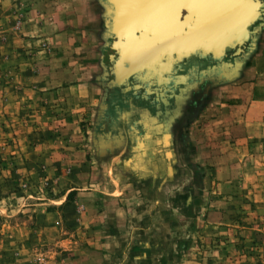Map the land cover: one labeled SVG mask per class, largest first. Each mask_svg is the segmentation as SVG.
Wrapping results in <instances>:
<instances>
[{
	"label": "rangeland",
	"instance_id": "374dc122",
	"mask_svg": "<svg viewBox=\"0 0 264 264\" xmlns=\"http://www.w3.org/2000/svg\"><path fill=\"white\" fill-rule=\"evenodd\" d=\"M91 1L102 15L92 34L94 50L83 44L77 53L69 48L73 34L60 36L59 0H0V264H264V128H248L255 140H244L243 149H231L233 142L214 147L218 135L209 120L216 116L205 107L226 83L192 78L184 115L166 148L152 158L132 155L118 121L120 92L104 87L107 9L103 0ZM255 52L242 72L264 71ZM73 69L94 89L86 99L90 118L73 119L80 123L77 132L73 110L85 102L73 104V93L63 90L73 84L66 77ZM154 70L140 76L145 98L165 97L173 82L181 83L179 76L166 77L175 74L171 62ZM204 89L199 102L195 95ZM105 101L109 108L101 120ZM197 121L206 123L204 148L211 144L204 154ZM101 125L116 128L121 149L97 140ZM79 192L95 194L83 199L88 209L67 210ZM78 214L82 221L75 224ZM109 226L119 237L112 249Z\"/></svg>",
	"mask_w": 264,
	"mask_h": 264
},
{
	"label": "water",
	"instance_id": "95a60500",
	"mask_svg": "<svg viewBox=\"0 0 264 264\" xmlns=\"http://www.w3.org/2000/svg\"><path fill=\"white\" fill-rule=\"evenodd\" d=\"M103 3L109 18L110 41L107 50L110 67L103 77L108 82L105 89L139 94L135 88L141 85L140 90L146 93L147 84L140 76L171 62L175 76L184 85L179 99L175 98L176 102L181 98V103L171 110V102L163 104V93L159 99L152 94L167 108L166 115L173 113L171 123L185 110L192 78L198 77L200 82L216 79V83L239 79L245 60L256 48L257 34L264 28V0H103ZM134 61L136 65H132ZM184 67L188 68L187 73ZM121 75L133 86L126 85ZM193 85L198 87L196 83ZM108 107L105 101L101 120ZM105 136L109 133L101 125L97 140ZM144 146L140 143L138 151Z\"/></svg>",
	"mask_w": 264,
	"mask_h": 264
},
{
	"label": "crops",
	"instance_id": "0c3cea01",
	"mask_svg": "<svg viewBox=\"0 0 264 264\" xmlns=\"http://www.w3.org/2000/svg\"><path fill=\"white\" fill-rule=\"evenodd\" d=\"M59 1L61 2V5H62L59 7V13H58L60 16V23H59L60 30H61L60 36L63 35L62 34L63 31L72 33L73 34V44H71L72 41L70 39L69 48L70 49L77 48L78 49L77 53L81 51V49L79 48L82 47L83 44H85L83 45V47L86 46L87 44V48H92V46H94L93 45L94 36L92 34H94V29H96L97 27L98 19H100L102 16L98 14V12L96 11L95 4H93L91 0H59ZM66 17L68 19L64 20ZM263 29L260 35H258L257 37V45L255 48L256 50L255 59L256 60L264 59V30ZM90 31H91V34H90ZM92 50H94V48H92ZM72 53L73 51H70V55H72ZM167 69L169 70V68L165 66V71H167ZM76 71L77 69H73V74L71 73V74L66 75L67 80L73 78V84H70L69 87L65 86L66 88L63 89L67 92L73 93V104L74 103L77 104V101L85 102L83 105V108L82 107L78 108V106L76 105L74 107L72 122H73V130H75V132H77V128L80 123L78 122L74 123L73 119L80 118L82 122L83 120H86V119L88 120V118H90L89 116L90 115L89 114L90 105L86 103L88 101L86 99L89 96L91 97L90 92L94 94V89L88 83L89 81H87V79L85 78L84 79L80 78L78 74L76 73ZM169 78H173V75L172 76L170 75ZM251 80H255V81L253 82ZM76 81H82V82L77 83ZM216 91H217V94L215 95L216 96L215 100H213L212 102H209L205 107V111H207V113H209V111L213 108L212 110L215 112L214 116H216L214 119H212L210 118L211 116L206 113L207 114L206 117L210 118V120L208 119L210 123L213 121L216 124V125L214 124L213 130L214 132L215 131L217 132L215 136L218 135V139L215 142H213V144L215 145L214 147H218V145H221V144H227V143L231 144L233 142L232 145L234 148H231V149H238V148L243 149L244 140L246 141L248 139L255 140L253 137H250V132H249L250 127L254 125H258V127L264 128V71L253 72V71H250V69L248 71L245 70L242 72V75L239 77V79H237L234 82L226 83V85L219 87ZM251 93L260 94V96L253 95L252 98H250ZM180 95L181 94L177 95L178 99ZM254 97L255 98L260 97L261 100H254ZM261 108H263L262 111H261ZM252 112H256L257 114L259 113L261 114L263 113V114L262 116H257L256 120H254V118L250 116ZM84 114H85V118L82 119ZM199 118H201L202 120V118H204V115L201 114ZM197 123H198V128L199 127L202 128V129H199L197 132L198 133L197 143L198 145H200L199 148L201 152L204 154L205 152H208L209 150H211V147H210L211 144L207 148L206 147L204 148V145L208 144V141L203 136L204 133L206 134V128H205L206 123L202 121H197ZM241 125H243V127ZM242 128H243V131H242ZM105 133H109V136L101 137L102 139V140L100 139V141H102L101 143H105L107 147L109 146L114 147V145H117L116 148L115 147L112 148L114 151L119 148L121 149V147H119L118 144L122 142V137L121 138L119 137V133L116 130V128L113 126L108 131H105ZM76 135L77 134H73V138H75ZM219 148H221V146ZM114 151L109 150L110 153L111 152L114 153ZM218 152L222 154L221 150H219ZM71 190H74V189H71ZM94 195L95 194L93 193H83V192L77 193L78 199L76 200L75 203L72 202V205L68 206L67 210L73 209V210L78 211L79 207L88 209L87 207L88 204L84 203L83 199H89L91 196H94ZM109 196L111 197L113 196V194H109ZM112 200L117 202L119 199L118 200L112 199ZM79 221H82L81 216L79 214L75 215L73 217V223L78 224ZM107 222H108L107 224L113 225L112 221H107ZM114 228L115 227L110 228L109 226L106 229V232L107 233L109 232V235H110L109 236V247L111 249L117 246L118 238H119L117 236L118 231L115 232ZM114 232L117 235L113 236L112 233ZM114 241H116V245H114Z\"/></svg>",
	"mask_w": 264,
	"mask_h": 264
},
{
	"label": "flooded vegetation",
	"instance_id": "af4514ba",
	"mask_svg": "<svg viewBox=\"0 0 264 264\" xmlns=\"http://www.w3.org/2000/svg\"><path fill=\"white\" fill-rule=\"evenodd\" d=\"M187 69H188L187 67H184L183 70L184 73L188 72ZM169 75L170 73H168L166 77H169ZM172 75L175 76V74ZM196 79L197 81L199 80L198 77H196ZM191 81L192 80L189 81L190 86H191ZM172 84H173V86H171L172 90H170L169 93L165 95L164 101L171 102L172 103L171 110H175L177 105L181 103L180 101L181 98L180 100L177 101L178 103L174 101L175 96L181 92L178 90V88L181 90V88L184 85L181 83L177 84L176 81L173 82ZM192 88L194 89V91L200 89V88L196 89L194 85H192ZM115 90L117 91V89H114L112 91ZM206 90L207 89H204L203 91H199V93L195 95L197 96L199 102L200 101L202 102L203 98L206 96ZM118 92H120L119 93L120 97L117 96L119 99L118 111L120 112L121 115V118H119L118 121L119 123H121L120 125L121 129H124L123 136L125 137L126 140L127 150L130 153H132V155L137 153L140 154L144 153V155L146 156L150 155V158H152V155L157 154L160 148L162 149L166 148L167 140L169 139L171 141V137L174 134V131L177 128V126L180 124L182 120L181 118L183 117L184 114L182 113L181 118L178 119L176 122L171 123V117L173 116V113L171 112L169 115H166L167 108L156 101L155 95H152L149 98H145L143 96L145 92L144 90H140L139 94L138 93L134 94L135 92L132 90L131 91L119 90ZM170 99L171 101H169ZM112 103L115 102L114 101L110 102V107ZM122 115L124 119L122 118ZM142 115L145 118L142 119ZM168 134L170 135L169 138H168ZM125 140L123 143H125ZM132 142H134V145L136 147L140 143H144L145 146L143 152H141L142 149L137 152H134L131 146ZM158 143H160L161 145H159ZM122 147H124V144Z\"/></svg>",
	"mask_w": 264,
	"mask_h": 264
},
{
	"label": "bare ground",
	"instance_id": "6f19581e",
	"mask_svg": "<svg viewBox=\"0 0 264 264\" xmlns=\"http://www.w3.org/2000/svg\"><path fill=\"white\" fill-rule=\"evenodd\" d=\"M190 154V153H189Z\"/></svg>",
	"mask_w": 264,
	"mask_h": 264
}]
</instances>
